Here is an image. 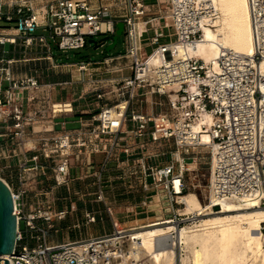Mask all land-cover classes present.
I'll list each match as a JSON object with an SVG mask.
<instances>
[{
    "label": "built area",
    "instance_id": "1",
    "mask_svg": "<svg viewBox=\"0 0 264 264\" xmlns=\"http://www.w3.org/2000/svg\"><path fill=\"white\" fill-rule=\"evenodd\" d=\"M121 1L120 7H115L117 1L115 4L99 2L91 7L83 0H47L39 18L32 0H1L0 140L10 136L20 145L27 146L28 128L47 113L45 98L39 97L37 92L40 87L38 77L33 74L15 76L13 72L15 64L27 60L25 55L13 54L17 46L24 51L38 47L49 49L46 35L32 34V30L47 29L58 48L68 50L84 47L87 37L109 35L111 38L116 32V23L122 21L127 38L126 52L101 60L65 63L80 73L75 82L89 84L82 97L98 102V110L91 115L93 123L86 125L91 128L87 132L76 131L74 140L67 136L37 137L42 154L45 157L61 154L63 148L72 144L89 146L90 152L104 153V168L114 157L115 148L120 146L127 173L136 172L130 169L131 163L137 161L143 191L160 188L172 203L180 204L177 198L185 192V176L192 171L186 160L196 148L204 146L210 152L208 187L213 198L242 202L255 199L258 206H264V70L261 68L264 61V0H249L253 53L221 47L214 59L216 65L189 51L204 40V26L212 27L218 16L212 0H165L175 33V40L168 41H161V37L172 38L171 27L161 13V3L152 14L148 13L146 0ZM159 20L163 23L153 26L157 32L149 36L152 51L141 58V40L148 32L149 24ZM139 21L144 24L142 29ZM164 26L167 32H163ZM6 43L11 46L9 55L3 47ZM154 53L159 59L155 65L147 61ZM123 59H129L130 63L123 65ZM125 68L131 73L124 74ZM153 95L166 98L165 109H144L146 101L151 106L162 105ZM59 103L62 106L58 110L54 109V102L49 105L51 115L73 109L71 102ZM205 115L212 117L211 124L203 121ZM197 123H200L198 132L194 129ZM203 132L208 134L210 142H203ZM129 135L137 140L134 148L120 143ZM163 140L172 142L174 153H178L176 162L172 159L155 162L154 157L164 152L148 153ZM150 144H154L151 149ZM28 146V150L37 149L32 144ZM35 158L33 155L24 160L23 165ZM68 162L64 159L56 169L65 173ZM56 180L58 183L63 181ZM7 184L12 191L14 213L18 219L16 246L12 254L5 255L10 264H117L125 258L126 236L120 232L115 219H111L112 231L53 242L48 240L46 233V228L53 226V216L48 213L50 201L36 202L26 213L25 190ZM95 199L102 201L110 212L105 201V182L100 176L96 181ZM65 213V210H59L57 217L61 218ZM85 216L89 222L96 221L93 212L86 211ZM21 220L25 221L27 238L20 228ZM261 230L264 231V222ZM30 239L33 244L29 243ZM128 262L126 264H143L141 260Z\"/></svg>",
    "mask_w": 264,
    "mask_h": 264
},
{
    "label": "crops",
    "instance_id": "2",
    "mask_svg": "<svg viewBox=\"0 0 264 264\" xmlns=\"http://www.w3.org/2000/svg\"><path fill=\"white\" fill-rule=\"evenodd\" d=\"M83 1L87 2L91 7H95L99 2L105 4L111 3L108 0ZM32 2L36 6L39 3L35 2V0H32ZM40 8L41 12L43 6H40ZM164 16V18H167L166 15ZM16 17L17 16L14 15V19H16ZM166 24L168 25V19L166 20ZM13 54L19 57L24 55L27 57V60L19 62L20 65H23V70H18V64L13 66L14 75L21 76L24 74H33L38 77L40 87L37 92L39 97L45 98V107L47 109V113L43 114V118L34 121L28 128L27 139L33 146H36L37 149L28 150L29 146L20 145L16 139L11 138L10 136L0 140V163L2 168L4 171L13 170L15 172L14 177H7V179L15 181V186L17 188L25 190L24 211L28 213L33 209L36 202H39L33 201L34 199L32 197H38V195H40L39 193L42 192H49L44 189V191L40 189L45 186V180L48 178L53 180L60 178L59 180L66 181V186L63 187V189L56 191L53 190L51 192L52 203L49 205L50 210H48V213L51 214L52 212L51 215L56 217L59 210H65V215L61 218L57 217V219L61 220V223L66 228L76 227L81 224H89L91 227L97 228L102 226V229H99V231L95 230L87 233L85 235L86 237L107 232L108 230L104 227V222L107 218H109L110 222L113 218L119 224V218H121L122 215H119L118 213H122L124 211H134L136 213L137 209H139V212L148 211L149 208L147 206L146 198L149 195L143 194L140 202H131L128 204L114 203L111 196L116 197V195H113L112 193H108L106 195V188L110 187L112 190L115 185V187H117V184L121 183L126 184L125 187H128V182H136L139 178V175L125 172L128 167H125L126 164L124 154L120 152V146L115 148L114 157L105 165L104 168L102 165L104 153L90 152L89 146L76 147L72 144L73 146L63 148L61 154H54L50 157H45L42 154L41 150L38 148L37 137L41 135L55 137L67 136L68 138L74 140L76 131L82 130L83 132H87V130L91 128V126L86 125L93 123L91 122V115L98 110V102L94 100H86V98L82 97L83 90L88 87L87 83L83 82V84H80L81 82H75V80L80 78V73L74 68L71 70L67 65H65L67 62L55 61L54 57L49 52V49L46 50L38 47L35 48V50L24 51L22 47L17 46V48L13 51ZM77 87L78 90H76ZM40 101H42V99ZM60 101L71 102L73 109L69 112L51 115L48 111L49 105L54 102L56 103L54 106L57 109L60 106ZM62 121H64L63 125ZM120 143L121 145H129L131 148H134L137 140L134 137L128 139L125 137L124 140L120 141ZM85 144L88 145L87 142H85ZM133 151H135V149ZM33 155H36V158L24 163L23 165V161L30 159ZM99 155H101L100 159H98ZM64 159H67L69 162L67 170L62 174L56 169V167L57 164ZM80 169L82 173H80ZM83 171L85 173H83ZM92 176L95 180V186L98 176L102 177L104 180L105 201L110 212L106 209L105 204L102 201H97L95 199L96 196L85 199L83 198L84 193H78L79 197L82 198H76L74 195L75 193L70 191V185H73V181H76L79 184L81 179L83 181L85 179L89 180V177ZM41 182L44 183L41 184ZM133 185L134 184L130 183V188H133ZM76 192H79V189H77ZM94 194L96 195V191H94ZM72 205L74 208L71 207ZM86 211H90L95 214V222L87 221L85 216Z\"/></svg>",
    "mask_w": 264,
    "mask_h": 264
},
{
    "label": "bare ground",
    "instance_id": "3",
    "mask_svg": "<svg viewBox=\"0 0 264 264\" xmlns=\"http://www.w3.org/2000/svg\"><path fill=\"white\" fill-rule=\"evenodd\" d=\"M212 2L218 16L212 27L204 26V40L189 51L205 61H213L215 65L214 59L221 47L252 54L254 44L249 0ZM43 11L44 5L40 14L38 13L39 18L42 17ZM166 16L173 37L175 33L169 14L166 13ZM138 24L140 29L144 27L142 21ZM147 61L153 65L159 63L155 53L150 55ZM261 68L264 70V61ZM59 104L57 109L54 106L55 110L61 108L62 104ZM113 112L114 109L111 110L112 114ZM212 120L209 115L203 118V121L209 124ZM194 129L198 132L200 123L195 124ZM202 140L204 143L210 142L206 132L202 133ZM177 154L176 152V156ZM188 166L193 169L195 163L191 162ZM209 197L210 202L202 204L195 192L190 191L179 196L185 203L184 211L194 213L197 217L192 225L180 227L171 223L134 231L130 235L121 228L120 232L128 235L129 241L123 251L125 258L117 264H126L129 260H141L143 264H175V246L179 243L190 252V255L181 257L182 264H264V232L261 230L264 206H258L255 199L242 202L216 200L212 194ZM214 206H220L221 210L212 215Z\"/></svg>",
    "mask_w": 264,
    "mask_h": 264
},
{
    "label": "rangeland",
    "instance_id": "4",
    "mask_svg": "<svg viewBox=\"0 0 264 264\" xmlns=\"http://www.w3.org/2000/svg\"><path fill=\"white\" fill-rule=\"evenodd\" d=\"M4 2H10V0H3ZM47 0H35V2H39L38 5L36 6L37 12H40V6L42 7L43 4ZM110 2H113L112 4H115L114 1H117L115 7H120L122 5L121 0H108ZM119 3V4H118ZM146 8L148 9V13L154 14L158 4L161 3V13L162 15H166L167 10L165 7V0H146ZM12 9V8H11ZM165 17V16H164ZM167 20V18H165ZM15 23V22H14ZM13 23V24H14ZM163 23V20L155 21L151 24H149V30L148 32H145L142 40H141V50H140V56L141 58H144L147 56L151 51H152V45L150 43L149 36L156 33L157 30L153 27L155 25H160ZM5 24V23H4ZM9 24V23H6ZM163 32H167L168 29L167 27H162ZM32 34H44L46 35L47 42L49 44V52L52 54L54 57L55 61L57 62H79V61H86V60H101L105 56H111V55H117V54H122L127 51V38L125 33H121L118 35L117 42L116 44L109 50H106V45L111 41V38H109L106 43L98 48H94V45L88 41L90 37H87V42L84 47L77 48V49H68V50H62L58 48L56 40H53L52 38L49 37V31L47 29L43 28H36L31 31ZM103 35H95V39H100ZM175 36L172 38L170 37H161V41H168L173 39ZM4 49L8 50V53L6 55L11 54V47L8 43L3 45ZM130 63L129 59H123L122 64L127 65ZM18 64V70L21 71L23 70V65ZM124 74L131 73V71L128 68H125L123 71ZM86 83V82H85ZM80 84H83L81 82ZM86 85V84H85ZM89 85V84H87ZM78 90V87L77 89ZM154 99L157 100L158 102H161L162 105H153L151 106L148 101L144 103V108L146 107L147 109L151 110L153 109L154 111H159L160 109H165L166 105V98L162 96H157L153 95ZM133 136H126V138H131ZM17 141V140H16ZM18 142V141H17ZM27 144H30V142H26ZM28 146V145H27ZM154 144H150L149 148H153ZM196 151L189 156V158L186 160L189 163L194 162L195 166L192 167V171L187 172L185 179L187 183V188L185 189V193L187 192H195L201 201L202 204H206L210 202V190L208 187V182L210 178V152L208 151V148L204 146H200L195 149ZM159 152H164V154H160L159 156L154 157L155 162H165L169 159H172L173 161L176 162L177 156L176 153H174V147L171 141H161V143H158L156 145V148L154 150H148L149 154L152 153H159ZM103 155V154H102ZM101 155L98 156V159H100ZM193 157H196L195 161L193 160ZM133 166L131 170H134V175H139V169L137 167V161H134L131 163ZM125 167H127L125 165ZM114 169V168H113ZM128 170L126 168L125 172ZM108 172V171H107ZM80 173H82L80 169ZM83 173H85L83 171ZM129 173V172H128ZM0 175L3 177L12 188L18 189L15 185L16 182L13 180H8V178H12L15 176V172L13 170L9 171H4L2 168V165L0 163ZM90 179H85L84 181L81 179L79 181V184L75 181H73V185H70V191L72 193H75V197L78 198L79 194L84 193L83 198L89 199L93 198V196H96L94 194V191H96V186L94 184V179L93 176L89 177ZM44 182H41V184ZM45 186H43L40 189H44L45 191L49 192H42L39 193L38 197H32L34 200L33 201H39L41 203L45 202V200L50 201V204L52 203V191L60 190L63 189L66 185V181H61L60 183L57 182V180H53L48 178L45 180ZM109 183V182H107ZM130 183L134 184L133 188H130ZM128 187L124 184H117V187H113L111 190L110 187L106 188L108 193H112L115 196H111V199L114 200V203H138L141 200V197L144 195H149L146 198L147 201V206H148V211H143L139 212V209H137V212L135 213L134 211H124L122 213H118L119 215H122L121 218H119V226L122 229L126 230V234L130 235L134 231L138 230H143V229H149L152 227L160 226V225H168L171 223H176L178 226L182 227L185 225H192L193 220L196 219L194 213H187L184 211L185 208V203L183 200H180L178 197V200H180V204L177 203H172L170 198L168 197L167 193L160 189V188H151L148 191H143L142 187L140 185V180L139 178L137 179L136 182H128ZM44 185V184H43ZM21 189V188H20ZM79 189V192H76V190ZM43 190V191H44ZM111 190V191H110ZM129 190V191H128ZM90 192V193H89ZM82 198V197H79ZM145 199V198H144ZM82 200V199H80ZM52 208V207H51ZM146 208V207H144ZM50 210V208L48 209ZM221 208L220 206H214L212 208V215H215L218 211H220ZM52 214V212H51ZM53 216V215H52ZM52 228H46V233H47V238L50 241H61V240H72L75 238H81V237H86L85 235L91 231H95L99 229H102V226L100 228L98 227H91L89 224H81L76 227H70L66 228L63 226L61 223V220L57 219V216L52 217ZM104 227L108 231H112V225L111 222L109 221V218L105 220L104 222ZM20 228L24 232L27 238V233H26V225L25 221L21 220L20 221ZM94 229V230H93ZM107 231V232H108ZM264 232V231H263ZM125 237V244L123 251L126 249L129 241V236ZM30 244H33V240H28ZM178 248V249H177ZM180 253V254H179ZM184 255H190V252L188 249L182 247L180 243L175 246V264H182V258ZM182 257V258H181ZM181 261V262H180Z\"/></svg>",
    "mask_w": 264,
    "mask_h": 264
},
{
    "label": "water",
    "instance_id": "5",
    "mask_svg": "<svg viewBox=\"0 0 264 264\" xmlns=\"http://www.w3.org/2000/svg\"><path fill=\"white\" fill-rule=\"evenodd\" d=\"M1 8V0H0ZM116 32L111 41L106 45V50L111 49L117 42L118 35L123 33L124 23H116ZM109 35H103L100 39L90 37L88 41L98 48L106 43ZM18 219L14 213V198L7 182L0 176V264H10L5 255L12 254L16 246V233Z\"/></svg>",
    "mask_w": 264,
    "mask_h": 264
}]
</instances>
